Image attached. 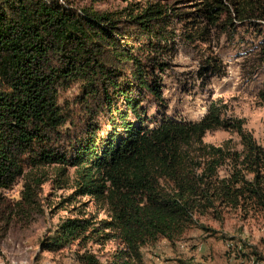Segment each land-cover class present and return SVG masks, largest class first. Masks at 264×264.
<instances>
[{"label":"trees","instance_id":"obj_1","mask_svg":"<svg viewBox=\"0 0 264 264\" xmlns=\"http://www.w3.org/2000/svg\"><path fill=\"white\" fill-rule=\"evenodd\" d=\"M74 4L0 0V190L23 182L10 214L41 212L46 180L38 171L53 167L60 188L70 181L74 196L93 199L107 216L63 219L41 249L114 241L105 261L84 251L79 264H144L142 247L180 240L198 215L263 211L264 147L242 119L224 118L219 101L197 122L149 115L151 101L165 108L160 74L176 53L171 30L181 15L160 3L111 12ZM191 19L192 39L209 28L264 25V0H208ZM75 87L71 100L62 97ZM216 129L236 134L241 149L205 144Z\"/></svg>","mask_w":264,"mask_h":264},{"label":"rangeland","instance_id":"obj_2","mask_svg":"<svg viewBox=\"0 0 264 264\" xmlns=\"http://www.w3.org/2000/svg\"><path fill=\"white\" fill-rule=\"evenodd\" d=\"M206 1L104 0L91 4L75 0L74 7L91 6L111 12L160 3L174 8L184 20L173 21L171 35L176 53L167 58L169 68L160 74L165 108L151 101L147 103L149 115L155 121L160 113H165L197 122L212 102L219 101L224 105L223 117L242 119L255 141L264 147V54H259L264 51V25L257 21L253 25H234L228 31L209 28L197 38H188V30L196 25L190 23L191 17ZM213 60L218 72L211 76L206 65ZM76 93L75 87L63 92L62 97L71 100ZM73 112L77 114L78 109ZM75 119L77 123L83 120L81 114ZM74 131L77 133L74 127L68 130L70 135ZM203 142L213 146L228 143L233 149H241L237 135L222 129L207 132ZM38 174L46 180L38 193L39 213L18 217L10 214L8 207L13 209L20 199L22 179L7 190H0V264H79L78 256L84 251L105 261L117 249L116 242L101 244L90 240L85 247L75 244L57 253L41 249V240L63 219L91 217L99 221L107 216L93 199L74 196L70 181L60 188L53 167L42 168ZM226 174L225 170L221 172L222 176ZM141 254L144 264H264V210L218 207L195 217V226L180 240L158 239L142 247Z\"/></svg>","mask_w":264,"mask_h":264}]
</instances>
